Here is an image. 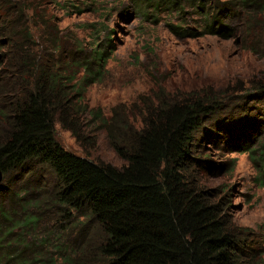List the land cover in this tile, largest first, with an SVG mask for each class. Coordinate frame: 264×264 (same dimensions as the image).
Segmentation results:
<instances>
[{
    "label": "trees",
    "instance_id": "obj_1",
    "mask_svg": "<svg viewBox=\"0 0 264 264\" xmlns=\"http://www.w3.org/2000/svg\"><path fill=\"white\" fill-rule=\"evenodd\" d=\"M197 1L207 17L201 34L224 39L234 32L223 22L230 12L264 6L230 0L207 9L208 0ZM37 9L20 3L13 19L0 8V169L4 180L18 179L0 197V264H264L259 232L237 224L228 191L204 176L214 169L200 137L221 139V104L238 97L232 88L162 100L137 126L117 112L107 118L88 111L124 164L75 154L57 140L56 122L81 147L96 143L80 131L87 109L74 104L78 91L71 93L80 82L99 81L110 55L101 47L87 52L76 34L65 44V33L53 27L52 35L40 15L26 18ZM256 48L249 51L264 57ZM250 84L254 98L264 96V81ZM243 112L264 137V113L247 106ZM238 148L250 153L264 187V142L256 150ZM43 168L51 186L36 178Z\"/></svg>",
    "mask_w": 264,
    "mask_h": 264
},
{
    "label": "rangeland",
    "instance_id": "obj_2",
    "mask_svg": "<svg viewBox=\"0 0 264 264\" xmlns=\"http://www.w3.org/2000/svg\"><path fill=\"white\" fill-rule=\"evenodd\" d=\"M222 1L230 0H208L207 9ZM20 3L36 5V12H26V18L40 15L52 35L53 27L65 33V44L76 34L87 52L101 47L110 55L99 81L88 86L80 82L71 93L74 96L78 91L74 104L87 109L78 118L80 131L96 143L81 147L56 122L57 140L75 154L116 167L124 164L110 146L106 131L92 122L88 111H101L107 118L117 112L128 124L137 126L141 114L162 100L170 103L200 90L225 95L232 88L231 93L238 97L226 96L221 104L226 108L221 121L225 131L216 132L221 139L216 143L200 137L214 169L204 171V176L209 186L228 191L237 224L256 230L264 240V187L250 153L238 150L245 143L256 150L264 142L259 135L263 130L257 123H245L247 113L243 112L247 106L254 110L252 114L264 113V96L254 98L256 91L250 84L264 81V57L249 51L251 45H257V51L263 53L264 6L230 12L223 22L234 32L224 39L201 34L207 17L202 15L197 0H0V8L15 19ZM238 82L242 86L235 91ZM210 130L213 133L216 128ZM37 173V179L51 186L48 169H38ZM11 180L0 185V197L2 191L18 182L16 178Z\"/></svg>",
    "mask_w": 264,
    "mask_h": 264
},
{
    "label": "water",
    "instance_id": "obj_3",
    "mask_svg": "<svg viewBox=\"0 0 264 264\" xmlns=\"http://www.w3.org/2000/svg\"><path fill=\"white\" fill-rule=\"evenodd\" d=\"M4 181V174L3 171L0 169V185L3 183Z\"/></svg>",
    "mask_w": 264,
    "mask_h": 264
}]
</instances>
